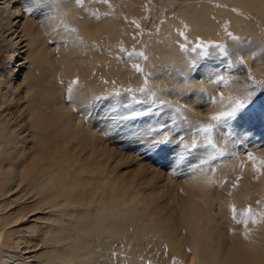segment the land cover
I'll return each mask as SVG.
<instances>
[{"label": "rangeland", "instance_id": "obj_1", "mask_svg": "<svg viewBox=\"0 0 264 264\" xmlns=\"http://www.w3.org/2000/svg\"><path fill=\"white\" fill-rule=\"evenodd\" d=\"M60 1L72 7L64 12L61 9V14L56 6ZM182 5L194 8L182 9L172 26L176 52L185 57L181 60L189 67L190 75L181 74V80L183 85L201 81L205 85L178 97L169 82L155 84V72L152 74L145 64L148 55L159 50L151 48L159 17L164 19L167 11ZM20 8L39 32L31 55L38 61L46 57L54 61L51 86L63 93L64 106L83 126L98 134L102 143L99 141L97 155L83 157L85 169L82 165L75 168L76 186L85 204L80 211L113 221L116 227H127L126 233L109 245L102 233L93 239L85 234L82 238L90 239L92 248L105 254L110 264H129L134 258L135 263L142 264H198L194 245L200 221L192 219V213L196 214V208L210 207L219 241L216 246L223 252L237 253L241 264H263L264 21L220 0H24ZM231 17L244 19L258 35L235 32ZM201 19L207 27L217 24L216 37L195 26ZM105 20L113 25V51L106 38L102 37L104 45L98 40L101 36L86 38L81 29L88 23L104 25ZM77 51L93 59L82 65L93 67L85 75L88 78L81 76L82 66L71 68L60 59ZM102 51L107 58L101 61L96 54ZM10 53V46L0 40L1 80L13 79L7 70ZM110 60L131 70L127 81L118 80L117 70L109 78L105 76L108 72L101 73V65L108 70ZM151 64L161 67L159 61ZM44 66V62L35 63L33 70L39 73ZM87 79L94 81L101 92L98 95L93 89L96 93L92 90L88 102L79 103L77 93L86 90ZM237 100L244 106L233 116L211 119L230 111ZM44 102H49L48 97ZM209 126L210 131L199 130ZM145 128L149 137L153 135L150 142L140 140ZM102 154L109 157L105 165L102 157L98 158ZM66 159L62 167L67 169L73 165ZM202 160L208 163L201 165ZM156 218L163 219L162 223H156ZM138 227L146 236H138ZM127 236L132 240L127 242ZM170 238L180 239L182 248L170 244ZM137 239L146 241V257L134 255ZM84 242L89 248L90 244ZM100 260L86 258L78 264H97Z\"/></svg>", "mask_w": 264, "mask_h": 264}, {"label": "bare ground", "instance_id": "obj_2", "mask_svg": "<svg viewBox=\"0 0 264 264\" xmlns=\"http://www.w3.org/2000/svg\"><path fill=\"white\" fill-rule=\"evenodd\" d=\"M21 1L24 0H0V40L10 46L7 70L9 76L13 78L12 81H5L6 79L1 80L0 77V264H78L82 259L99 261L100 257L101 260L97 264H110L105 254L101 255L102 253L92 248L94 246L90 239L102 233L109 245L118 235L126 233L127 227L125 225L116 227L113 221L105 222L86 211H80L85 204L81 199L82 192L76 186L78 170L75 168L77 165L86 168L82 163L86 154L85 159L97 155V148L101 143L99 135L83 126V123L68 111L63 104V93L51 86L50 74L54 61L47 57L38 61L31 55L39 32L36 23L27 14H22ZM220 1L229 2L264 21V0ZM183 5L167 11L164 19L159 17L160 24L151 40L154 43L151 48L154 51L159 50L155 54L151 52L148 55L149 62L145 64L150 67L152 74L155 72L156 78L153 82L161 86L169 82L168 85L178 91V97L195 87L205 85V81L183 85L181 80V74L190 75L189 67L185 65L187 61L183 63L181 60L183 58L185 60V57L181 55L182 58L176 52L177 37L172 26L175 16L182 15V9L194 8L193 5L187 7ZM56 6L60 13L61 9L64 12L70 8L69 6L72 7L63 1ZM102 17L99 16L103 20ZM231 21L235 32L258 35L254 27L245 23L244 19L231 17ZM80 23L82 20L79 19V26ZM102 23L96 26L91 23L85 24L81 27L82 32L85 33L86 38L94 39L100 36V39L106 38L110 42H108L110 51H113L111 43L113 44L116 38L112 35L113 25L109 20H105L104 25H101ZM195 26L210 31L214 37L218 35L217 24L207 27L201 19ZM103 38L98 40L102 42ZM104 42L105 45L106 41ZM96 57L102 61L107 55L106 53L103 55L102 51V54L100 52ZM60 59L71 68L80 67L84 62L93 60L78 51L62 55ZM155 61H159L161 67L157 68L156 65L155 68L151 64ZM42 62L46 66L38 70L39 73L33 70L35 63ZM250 64L253 65L252 62ZM103 65L105 64L101 65V73L106 74L108 78L112 77L113 70H117L120 72L118 80L125 82L132 73L129 68L116 65L113 60L108 61V70L102 68ZM84 66L80 67L81 76L88 78L85 75L93 67L84 68ZM44 83L50 84L51 87L47 88ZM154 86L158 88L157 85ZM93 89L98 95L100 94L101 88L94 81H88L86 90L76 92L77 101L84 103L89 100ZM167 89H170L169 86ZM192 95L197 96V94ZM47 97L49 102L43 103ZM188 104L191 107L189 102ZM145 129L146 133L141 135L140 140L150 142L153 135L149 137L148 128ZM137 131L139 133L141 130ZM65 157L68 158L67 164L74 167L69 166L70 168L67 169L62 167ZM101 157L102 165H105L109 157L106 154L98 155V158ZM78 169L81 170V167ZM199 189L195 187V190ZM204 204L202 202V205ZM221 205L220 210H223L225 207ZM194 213L196 214L192 213V219L200 221V231L194 245L195 251H198V264H241L237 253L230 250L223 252L222 247L216 246L218 237L211 208L206 207L203 210L196 208ZM162 221L163 219H155L158 224ZM138 228L141 230L138 236L140 238L146 236L143 228ZM171 229L174 231L175 227ZM84 234L90 239L82 238ZM131 240L132 238L127 236V242ZM84 241H87L91 248H88L89 245ZM137 241L134 246L132 245L135 248L134 255L146 257V241L139 239ZM169 242L177 249L183 246L178 238H170ZM85 248L90 250L84 251ZM67 255L71 256L70 260L66 259ZM76 259L79 261L75 262ZM134 261L135 258L129 264H142Z\"/></svg>", "mask_w": 264, "mask_h": 264}, {"label": "snow or ice", "instance_id": "obj_3", "mask_svg": "<svg viewBox=\"0 0 264 264\" xmlns=\"http://www.w3.org/2000/svg\"><path fill=\"white\" fill-rule=\"evenodd\" d=\"M81 0H77V3H80ZM233 39H238L237 37H233ZM223 99V97H221ZM244 104L241 100H237L235 101L234 103V106L232 107V109L230 111H227V112H221L219 113L218 115H214L211 117L212 120L214 121H219L221 120L222 118H225V117H231L233 116L239 109L243 108ZM199 130H202V131H210L211 130V126L207 127V128H203V129H199ZM209 143H211V141H209ZM193 147H195V145H193ZM251 158V157H250ZM210 159H215V157H211ZM208 163V160H202L201 161V165L203 164H207ZM264 163V162H262Z\"/></svg>", "mask_w": 264, "mask_h": 264}]
</instances>
